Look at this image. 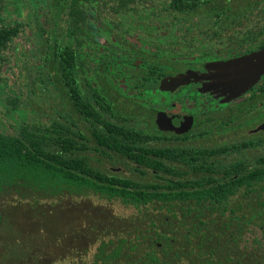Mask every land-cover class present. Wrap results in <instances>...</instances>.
Listing matches in <instances>:
<instances>
[{
    "label": "trees",
    "instance_id": "trees-1",
    "mask_svg": "<svg viewBox=\"0 0 264 264\" xmlns=\"http://www.w3.org/2000/svg\"><path fill=\"white\" fill-rule=\"evenodd\" d=\"M43 1L39 10L31 3L27 19L8 23L4 17L7 2L0 0V193L33 188L52 196L64 191L83 196L91 191L106 201L119 198L129 204L125 206L136 202V222L124 227L132 229L99 241L91 259L82 264H264V240L256 231L262 208L249 206L257 202L251 201L250 194L244 193L240 199L232 187L203 190L196 186L183 195H171L165 187L164 167L156 166L152 150H146V154L140 151V163L148 172L136 175L135 199L132 180H117L112 188L100 181L107 177L81 155L87 145L79 138L80 126L92 132L93 140L103 138L102 114L115 111L111 99L124 97L122 90L127 88L136 90V81L154 83L173 68L171 64L176 63L171 54H165L180 48L181 35L187 34L185 44H193L197 34L196 41L211 36L216 42L260 2L161 0L157 7L142 8L141 0H136L135 9L128 7L132 0ZM234 1L244 5L242 10L231 5ZM85 3L89 4L86 13ZM100 3L123 21H136V26L95 19L99 27L95 29L92 16ZM31 24L32 38L22 39L23 28ZM100 38L110 44L103 47ZM17 39L26 42L21 50L11 47L19 44ZM9 49L18 52V62L6 57ZM137 73L152 77L138 79ZM13 77L18 84L11 83ZM25 87L40 97V105L50 103L44 111L36 107L38 102L28 99V92L23 100L20 91ZM144 89L141 84L139 90ZM4 93L13 105L6 107H10L8 111L1 98ZM114 144L127 155L122 142ZM172 202L178 204L167 206ZM246 233L253 236L246 238Z\"/></svg>",
    "mask_w": 264,
    "mask_h": 264
},
{
    "label": "flooded vegetation",
    "instance_id": "flooded-vegetation-1",
    "mask_svg": "<svg viewBox=\"0 0 264 264\" xmlns=\"http://www.w3.org/2000/svg\"><path fill=\"white\" fill-rule=\"evenodd\" d=\"M247 13L215 44H180L179 51L170 55L180 67L169 68L154 83L138 80L136 90H122L124 97L111 99L114 113L102 114L105 136L93 140L92 132L80 126L79 138L87 145L81 155L107 177L100 181L112 188L117 180H132L135 199L136 175L148 172L140 163V151L146 154V150H152L156 166L164 167L165 187L171 195H183L196 186L203 190L232 187L240 199L250 194L251 201L257 202L249 206L262 208L256 231L264 240V68L254 84L241 90L226 88L225 70L211 66L243 57L264 65V14L252 23L249 18L241 23ZM187 71L197 73L199 81L175 91L159 89L162 79ZM136 77L148 80L152 76L137 73ZM116 142L124 144L121 149L127 155L115 149ZM88 193L92 192L84 194ZM116 201L125 204L119 198L107 202ZM133 207L136 210V202Z\"/></svg>",
    "mask_w": 264,
    "mask_h": 264
},
{
    "label": "rangeland",
    "instance_id": "rangeland-1",
    "mask_svg": "<svg viewBox=\"0 0 264 264\" xmlns=\"http://www.w3.org/2000/svg\"><path fill=\"white\" fill-rule=\"evenodd\" d=\"M258 1L260 2L259 5L252 7L251 10L249 9L247 17L241 23H245L248 18V22L252 23V19L262 14V12L264 14V0ZM6 2L7 10L4 12V17L8 23L27 19L32 10L31 7H33L32 2H34L36 10L42 9L44 5L43 0H6ZM159 2L162 1L141 0L139 6L142 8L157 7ZM128 4L129 8L136 9V0L129 1ZM232 4L239 7V4H236L235 1L234 3L231 2ZM112 5L117 7L115 3H112ZM88 6L89 4L86 3L83 6L84 13H86ZM243 6L239 7L238 10H241ZM104 7L105 5L100 3L95 11L93 10L95 15L92 16V24L95 29L99 28L97 26L98 22L95 23L98 20L114 23L126 22L127 25L136 26V21L131 19L123 21ZM152 11L157 12L155 8H152ZM122 14H125L124 10H122ZM95 19L97 20L95 21ZM196 20L198 19L196 18L194 21ZM99 23L102 24V22ZM30 28H32V24L23 28L24 35L22 39L32 38ZM84 28L86 29V27ZM120 28L126 29L127 27L126 25H120ZM198 30L194 32H198ZM186 37L187 34L180 36L181 44L182 42L185 44L184 42L188 39ZM185 38L186 40H184ZM197 38H200V35L197 34ZM196 39L193 44H215L211 36L209 39L203 38L198 41ZM106 40L100 38L102 46L110 44ZM19 41L17 39L15 43ZM25 46L26 42L24 40L19 44L11 45V47H17L16 50H21ZM134 48L136 49V46ZM178 51V49H170L165 55L175 54ZM16 55H18V52H12V49L6 52V57L13 62L17 59ZM179 60V58L176 59V62ZM169 62L172 63V61ZM171 66L173 69L180 67L178 64L174 65V63ZM15 79L16 77H13L11 83L16 82L18 84ZM39 90L41 91L37 87L36 91L40 92ZM20 92L23 94V100H25V93H29V89L25 87ZM29 95L28 99L33 100L34 103L38 102L39 106L36 105V107L44 111L45 104L48 102H43L40 105L42 100L36 93H29ZM120 95H123V93L120 92ZM7 97L5 93L1 96L5 111L13 107ZM8 106L10 107L6 109ZM54 109L58 111L56 103ZM20 113L21 111L18 110L17 114L19 116ZM51 117L58 120L57 115ZM131 221L136 222V210L133 206H125L118 201L107 202L93 193L77 196L64 191L62 194L52 196L48 192L37 191L33 188L22 189L19 193L11 189L7 192L3 191L0 193V264H82L91 259L99 241H106L110 236L124 234L123 231L127 228L128 230L132 229L130 226L124 229L128 222L133 224ZM251 236H253L252 233H246L244 237L249 238Z\"/></svg>",
    "mask_w": 264,
    "mask_h": 264
},
{
    "label": "water",
    "instance_id": "water-1",
    "mask_svg": "<svg viewBox=\"0 0 264 264\" xmlns=\"http://www.w3.org/2000/svg\"><path fill=\"white\" fill-rule=\"evenodd\" d=\"M216 65H220V68L225 70L223 71L225 74L224 78L226 77V80H223L225 82V87L241 90H245L249 85L254 84L260 75L259 73H262L264 68L263 64L254 63L251 57L235 59L225 64H211L212 67H215ZM198 78L197 73L187 71L176 76L162 79L159 89L164 92L175 91L181 86L198 82Z\"/></svg>",
    "mask_w": 264,
    "mask_h": 264
}]
</instances>
